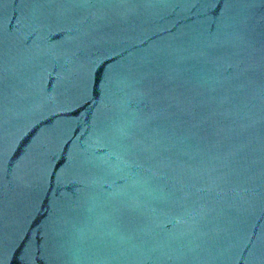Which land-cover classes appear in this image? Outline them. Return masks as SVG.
Wrapping results in <instances>:
<instances>
[{
	"label": "water",
	"instance_id": "water-1",
	"mask_svg": "<svg viewBox=\"0 0 264 264\" xmlns=\"http://www.w3.org/2000/svg\"><path fill=\"white\" fill-rule=\"evenodd\" d=\"M0 264H264V0H0Z\"/></svg>",
	"mask_w": 264,
	"mask_h": 264
}]
</instances>
